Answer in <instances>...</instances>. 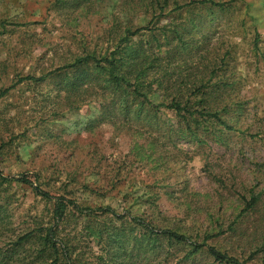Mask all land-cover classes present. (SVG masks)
<instances>
[{"label": "rangeland", "instance_id": "1", "mask_svg": "<svg viewBox=\"0 0 264 264\" xmlns=\"http://www.w3.org/2000/svg\"><path fill=\"white\" fill-rule=\"evenodd\" d=\"M197 1L0 0V173L123 216L72 213L60 227L65 258L64 245L43 243L51 204L29 185L3 183L0 264H220L206 250L186 260L185 245L113 248L108 236L95 235L106 223L128 226L130 215L197 242L222 232L208 243L240 264H264V221L246 206L262 194L264 214V0ZM140 28L147 30L119 46L128 29ZM117 48L124 57L149 54L155 68L144 80L165 83L156 94L143 91L153 106L140 111L143 99L133 96L125 111L104 83L108 102L94 93L73 108L58 102L66 75L74 76L60 68ZM43 75L40 83H18ZM199 88L207 99L192 95ZM218 89L228 127L204 122L191 133L163 107L179 91L183 103L213 104ZM114 101L115 120L106 116Z\"/></svg>", "mask_w": 264, "mask_h": 264}, {"label": "trees", "instance_id": "2", "mask_svg": "<svg viewBox=\"0 0 264 264\" xmlns=\"http://www.w3.org/2000/svg\"><path fill=\"white\" fill-rule=\"evenodd\" d=\"M210 2L209 0H199L194 4L206 5ZM214 6H224L223 4L213 3ZM179 7V6H178ZM147 30L146 28L137 29L135 32H131L130 29L126 31L127 37H125L119 44L124 45L128 37H135L141 31ZM122 47V46H121ZM146 52L141 54L140 52L135 55L123 56V51L121 52L120 48H117L115 52L106 56H97L96 53L86 54L83 57L77 58L73 63L68 64L58 71L72 70L74 76L72 79H64V94L58 95V102L62 105H67L70 108H73L75 105L82 104L87 100L92 93L95 95V99L100 100V103L108 102V94H106L100 85L105 84V87L111 88L114 92L118 93L121 107L123 110L127 111L125 107H128L127 98L136 96L143 99V103L139 105L140 111L146 105L153 106V102L147 94H144L143 91L147 89L149 92L156 94L157 90L160 89L165 83L163 81H151L146 82L144 79L147 78L148 73L151 69L155 68L154 64L150 61V56ZM129 57V58H128ZM149 77V76H148ZM47 76H41L40 78H35L33 76H27L19 80L18 83L24 82H34L40 83L45 81ZM155 83H158L155 86ZM166 84H169L166 81ZM99 87V89H97ZM10 89L2 92V96L9 92ZM207 92H203V89L199 88L192 92V95H202L201 99H207ZM115 98L114 93H111ZM213 104H204L195 107L190 105L188 102L183 103L184 95L181 91L177 92V95L171 99L168 104H163L166 109L171 111L176 118L180 119L182 123L186 126V129L190 130L193 133L195 130L191 127H201L204 122L213 123L217 122L220 125L228 127V125L222 120L220 114L222 113L218 110L221 107L226 99V94L220 89L216 90L212 94ZM113 98V99H114ZM110 104V103H109ZM116 101L112 102V105L106 107L107 114L106 116L113 117L112 119H119L121 116L115 113ZM225 104L222 111L225 110ZM215 119V120H214ZM113 120V121H114ZM19 183L24 185H29L36 192L37 195L41 196L51 204V218L49 220V226L44 229V246L45 249L53 248L56 249L58 244H63L59 240L61 233V225L73 214H77L80 217H85L86 219H97L101 216L110 215L116 218V220H122L123 216L118 215L113 208H97L96 210L79 205L75 200L65 198L64 196H53L48 192L41 190L38 186L32 184V182L25 176L21 178L14 177H4L0 173V187L3 183ZM262 194L253 195L250 200L246 203L247 208L251 212V216L259 214L264 221V214L262 212V203H261ZM260 210V212H259ZM131 223L127 225H122L121 227L117 225H110L109 223L103 224V226H96L95 235L104 239V236H108L109 246H123L129 242L134 243L136 246L143 247L144 244H156L168 242L170 246L173 245H185L186 249H189L186 253L185 259L190 260L192 257L197 256L203 250H206L207 253L218 263L220 264H240V261L234 256L229 255L227 252H223L219 248L210 245L208 242L211 239L218 238L222 232L214 233L209 232L206 234L202 242H197L192 240V236H187L186 234L179 233L177 231L162 229L155 225L154 220H146L143 217H135L130 215ZM43 230H41L42 232ZM212 231H215L213 229ZM232 232L236 233L234 229H231ZM137 235H135V233ZM36 232H32L27 235L25 239L35 237ZM135 248V247H134ZM63 253L65 258H69V249L67 246H63ZM129 255H131L129 253Z\"/></svg>", "mask_w": 264, "mask_h": 264}]
</instances>
